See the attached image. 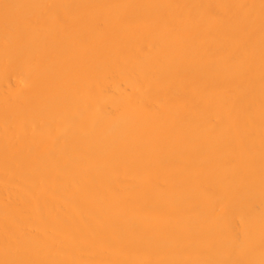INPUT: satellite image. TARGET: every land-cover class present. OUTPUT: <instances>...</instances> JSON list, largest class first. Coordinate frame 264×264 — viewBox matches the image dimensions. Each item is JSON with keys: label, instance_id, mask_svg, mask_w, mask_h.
<instances>
[{"label": "bare ground", "instance_id": "1", "mask_svg": "<svg viewBox=\"0 0 264 264\" xmlns=\"http://www.w3.org/2000/svg\"><path fill=\"white\" fill-rule=\"evenodd\" d=\"M251 210L264 0H0V264H246Z\"/></svg>", "mask_w": 264, "mask_h": 264}, {"label": "rangeland", "instance_id": "2", "mask_svg": "<svg viewBox=\"0 0 264 264\" xmlns=\"http://www.w3.org/2000/svg\"><path fill=\"white\" fill-rule=\"evenodd\" d=\"M246 213H248V214L251 213L250 215H252V216L249 215L247 218L243 219V221H240V224H241V222H242V226H243V227H242V231H243V229H245L244 232H242V231L240 230V229H241V225H239V229H238V230L236 229V228H238V225H236V226L234 225V226H232V227H233V228L235 227L234 229H236V231H237L239 234H241V233H245V232L248 233V234L250 233V234H252V235H256L257 233H258V234H260V233H264V230H263V229H264V225H263V224H264V218H263V217H264V210H251V211H248V212H246ZM258 213H259V214H258ZM261 215H263V216H261ZM255 216H256V217H255ZM259 217L262 218V219H260ZM248 220H250V221H249L250 224H248V223H249ZM254 220H255V221H254ZM262 220H263V221H262ZM254 222L258 223L259 225H257V224L254 223ZM251 223H253V224L251 225ZM238 224H239V222H238ZM247 224H248V225H247ZM244 225H245V226H244ZM249 225H250V227H249ZM254 225H255V226H254ZM260 226H261V227H260ZM249 228H250V229H249ZM257 228H258V229H257ZM259 228H260V229H259ZM251 229H253V230L251 231ZM255 229H256V230H255ZM248 230H250V231H248ZM262 230H263V231H262ZM240 231H241V232H240ZM257 231H258V232H257ZM254 232H255V233H254ZM259 232H260V233H259ZM253 233H254V234H253ZM260 239H261V238L254 239L253 242H251V244L253 243L252 245H254V247H255V245L257 246V244H258L259 242H260V243H259L258 245H260V246H261V245H264V243L261 244L262 242L260 241ZM257 240H258V241H257ZM256 242H257V243H256ZM263 242H264V241H263ZM254 243H255V244H254ZM260 246H257V248H259ZM257 248L255 247L256 250H255V251L253 250L254 252L252 251L253 253L251 252V255H249V257H247L248 260H249V259L252 260L251 263H250V261L247 260L246 264H254V263H256V264H264V260H263V259H264V256H263V257H259V256H261V255L258 253L259 250H257ZM28 250H30V252H28ZM28 250L25 251L23 254H22L21 252H19V253H21V254L18 253V255H21V256L25 255V256L22 257V258H25V260H27V259H26V252H28V254L30 253V255H31V253L34 254L33 256L31 255L32 258H33L34 256H36V257L38 258V253H36L34 250H32V252H31V249H28ZM57 250H58V249H57ZM17 251H18V250H17ZM11 252H12V251H11ZM13 252H14V251H13ZM54 252H55V251H54ZM15 253H17V252H15ZM59 253H62V251H60V252H58V253L56 252V254H59ZM257 253H258V254H257ZM11 254H14V253H11ZM35 254H36V255H35ZM53 254H54V253H53ZM53 254H52V255H53ZM56 254L53 255V257H54L53 259H54V260H59V259L61 260V258H59V257H61V256L63 255V253L60 254V255H58V256H56ZM252 254H253V255L255 254L256 256H255V255L252 256ZM14 255H16V254H14ZM18 255H17V257H18ZM0 256L3 258L2 255H0ZM6 256H8V255H6ZM21 256H19L18 258L15 256V257L18 259L17 261L22 262V258L19 259ZM43 256L46 257L45 255H43ZM43 256L39 255V257H40L39 259H42ZM50 256H51V255H50ZM55 256H56L57 258H59V259H55ZM257 256H258V259H257ZM28 257H29V256H28ZM28 257H27V258H28ZM62 257L65 258V256H62ZM79 257H80V256H79ZM99 257H100V256H99ZM101 257H102V256H101ZM101 257H100V258H101ZM104 257H105V256H104ZM10 258H11V257L9 256L8 259H10ZM13 258H14V257H13ZM16 258H15V259H16ZM49 258H50V257H49ZM81 258H82V257H81ZM114 258H115V257H114ZM253 258H256V259L253 260ZM0 259H1V258H0ZM6 259H7V258H6ZM28 259H30V258H28ZM34 259H36V258H34ZM39 259H38V260L36 259V261H35L33 264H38L39 261H40L39 264H41V260H39ZM45 259H46V258H45ZM50 259H51V258H50ZM50 259H49V260H50ZM76 259H77V258H76ZM95 259H96V258H95ZM102 259H103V257H102ZM104 259H106V257H105ZM107 259H109V258L107 257ZM23 260H24V259H23ZM31 260H32V259H31ZM46 260H48V258H47ZM80 260H81V259H80ZM80 260H78V261H80ZM100 260H101V259H100ZM111 260H112V259H111ZM115 260H116V258H115ZM37 261H38V263H36ZM44 261H45V260L43 259L42 264H44ZM75 261H76V260H75ZM81 261H82V260H81ZM88 261H89V260H88ZM88 261H86V262H88ZM95 261L97 262V259H96ZM101 261H102V263H101ZM101 261H99L101 264H105L104 262H106V261H103V260H101ZM255 261H256V262H255ZM27 262H30V260L27 261ZM70 262H71V261H70ZM83 262H84V261H82V263H83ZM90 262H91V261H90ZM99 262H97V263H99ZM118 262H119V261H118V259H117V264H120V263H121V262H120V263H118ZM22 263H23V262H22ZM30 263H31V262H30ZM73 263H76V262H74V260H73ZM73 263H72V264H73ZM107 263H109V264H112V263H113V264H114V262H109V260H107ZM76 264H77V263H76ZM78 264H79V263H78ZM83 264H86V263L84 262ZM115 264H116V261H115Z\"/></svg>", "mask_w": 264, "mask_h": 264}]
</instances>
